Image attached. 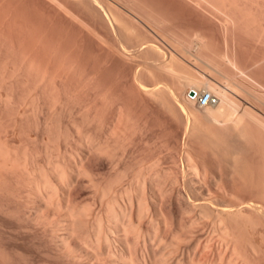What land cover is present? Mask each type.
I'll use <instances>...</instances> for the list:
<instances>
[{
  "label": "bare ground",
  "instance_id": "bare-ground-1",
  "mask_svg": "<svg viewBox=\"0 0 264 264\" xmlns=\"http://www.w3.org/2000/svg\"><path fill=\"white\" fill-rule=\"evenodd\" d=\"M113 18L118 23L121 16L118 19L113 13ZM193 41L196 52L222 76L223 82L207 76L180 75L176 66L177 51L167 52L150 41L144 42L141 48L145 59L140 55L146 63L142 67L154 82L148 84L143 74L140 75L144 80L136 72L134 81L143 93L165 109H170L168 96L176 86L159 80L157 71L166 77L180 75L187 88L185 99L192 105L196 104L189 96L190 90L209 91L218 97L217 104L200 107L204 110L196 118L199 117V122L202 118L204 125L198 122L200 126H190L188 122L185 135L205 138L213 154L221 152L225 156L227 153L228 165H225L229 170L225 173H209L190 149L185 150L182 165L175 158L168 166L159 158L148 165L142 159L139 161L141 157L137 163L134 157L137 166L130 170L132 155L129 159L126 155L130 144L121 124L125 126L133 118L130 121L129 114L124 120L128 109L124 113L125 104L113 100L117 95L109 101L116 103L117 117L111 120L104 117L99 103L105 108L112 94L108 95V87H101L96 74L90 77L93 100L84 103L74 90V93L62 91V86L51 84L47 73L39 67L26 64L27 61L21 63L25 70L35 74L36 90L31 99L34 113L38 115L37 125L48 136H41L44 141L41 149L28 147L20 152L8 140L9 136L0 131V233L9 229L27 248L3 241L4 236L0 234V264H253L254 260H250L253 256L260 260L264 251L262 117H257L260 115L257 113L255 116L249 108L243 109L236 98L247 88L245 71L228 59L221 60L226 63L224 67L216 60L218 57L205 55L204 39L199 37ZM128 51L124 46L121 52ZM16 68L14 72L19 70ZM137 72L141 73L140 69ZM51 91L57 92L59 102L58 112L55 111L58 115L54 113L53 117L45 113L46 101H43ZM75 94L81 102L75 100ZM184 103L179 105L183 111L188 108ZM64 114H68L67 119ZM191 115L194 118L196 114L191 112ZM128 125L126 129L132 124ZM52 139L56 140L55 151L49 145ZM225 142L229 147L223 149ZM253 146L261 148L263 155L255 172L245 169L246 162L241 161V154L252 151ZM225 181L236 189L224 184ZM246 235H260L263 246L247 237L248 240Z\"/></svg>",
  "mask_w": 264,
  "mask_h": 264
},
{
  "label": "rangeland",
  "instance_id": "rangeland-1",
  "mask_svg": "<svg viewBox=\"0 0 264 264\" xmlns=\"http://www.w3.org/2000/svg\"><path fill=\"white\" fill-rule=\"evenodd\" d=\"M110 11L117 14L118 19L121 16L119 24L113 22V13L111 15ZM199 37L206 41L207 47L202 50L205 55L218 57L216 60L220 61L219 63L222 59H228L245 71L247 88L236 98L243 109L249 108L254 115L260 114L257 117H262L263 120L260 121L264 124V0H0V131L6 137L9 136L8 140L14 142L20 152H24L28 147L41 149L44 146L41 136H48L36 122L38 115L34 113L31 99L36 90L35 74L22 66V62L27 61L26 64H34L45 71L51 84H57L59 88L62 86V91L74 93V90L76 94L79 93L77 96L79 95L84 103L93 100L90 77L97 75L101 87H108V95L111 97L112 94L105 108L99 103L107 120L117 117L116 103H109L113 96L117 95L113 100L118 99L121 104H125L124 113L128 109L124 114L128 116L124 117V120L129 118V114L130 121L133 118L131 122L127 121V124L125 122V126H130L128 124L131 123V128L126 129L124 124H121L130 144L126 152L127 158L132 155V162H135H130V170L136 168L137 158L140 157L139 161L142 159V163L146 162L148 165L158 158L162 159L164 165H172L174 158L177 164L182 165L185 150L190 149L195 157L207 166L209 173H225L229 170L226 163L227 153L225 156L221 152L215 155L208 148L210 145L205 142V138H191L185 135L188 122L190 126H200L201 122H204L202 118L201 122L198 121L199 117L196 118L204 109L186 101L187 88L180 75L195 78L207 76L219 82L224 81L196 52L197 45L193 40ZM148 41L161 46L167 52L173 50L178 53V77H166L159 71L155 73L159 80L164 79L173 85L172 87L176 86L168 96L171 110L169 107L166 108L169 110H166L159 102L148 97L134 81L136 72L143 74L145 80L140 76L148 84L154 82L143 68L146 63L142 55L146 54L141 48L144 42ZM124 46L129 49L127 53L121 52L124 51ZM136 54L142 55L138 56L139 58L133 57ZM221 64L226 67V63ZM16 66L19 70L14 72ZM139 69L141 73L137 72ZM51 92L46 93V99L43 97V101H46L45 113L50 116L55 113L57 116V92ZM76 94L75 100H78L79 96L76 98ZM180 102L188 107L187 110H181ZM191 112L196 114L194 118ZM64 115V119H67L68 114ZM226 139L224 138L225 141ZM52 140L49 145L55 151L53 144H56V140ZM224 146L229 147L227 142L222 144L223 149L226 148ZM260 150L258 146H253L252 151H249L251 153L241 154V161L246 162H243L245 169L254 172L259 170L263 161ZM224 184L236 189L229 182L225 181ZM4 231V234L0 233L2 237H6H3V241L16 243L27 249L21 240L15 239L9 229ZM247 237L257 243L261 241L260 235H246ZM257 237L259 241L255 239ZM260 255V260L253 255L252 259L249 258L254 260L253 264H264V251Z\"/></svg>",
  "mask_w": 264,
  "mask_h": 264
},
{
  "label": "built area",
  "instance_id": "built-area-1",
  "mask_svg": "<svg viewBox=\"0 0 264 264\" xmlns=\"http://www.w3.org/2000/svg\"><path fill=\"white\" fill-rule=\"evenodd\" d=\"M191 100L199 107H206L210 105H215L218 103V97L212 94L209 91H203L201 93H196L194 95H190Z\"/></svg>",
  "mask_w": 264,
  "mask_h": 264
},
{
  "label": "water",
  "instance_id": "water-1",
  "mask_svg": "<svg viewBox=\"0 0 264 264\" xmlns=\"http://www.w3.org/2000/svg\"><path fill=\"white\" fill-rule=\"evenodd\" d=\"M189 93H190V95H194L195 91L194 90H190Z\"/></svg>",
  "mask_w": 264,
  "mask_h": 264
}]
</instances>
